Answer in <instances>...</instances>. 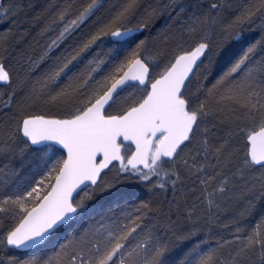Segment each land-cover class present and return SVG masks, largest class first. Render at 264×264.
Segmentation results:
<instances>
[{
    "label": "snow or ice",
    "instance_id": "1",
    "mask_svg": "<svg viewBox=\"0 0 264 264\" xmlns=\"http://www.w3.org/2000/svg\"><path fill=\"white\" fill-rule=\"evenodd\" d=\"M0 25V264H264V0Z\"/></svg>",
    "mask_w": 264,
    "mask_h": 264
},
{
    "label": "bare ground",
    "instance_id": "2",
    "mask_svg": "<svg viewBox=\"0 0 264 264\" xmlns=\"http://www.w3.org/2000/svg\"><path fill=\"white\" fill-rule=\"evenodd\" d=\"M4 27H6V25H1L0 30H3Z\"/></svg>",
    "mask_w": 264,
    "mask_h": 264
},
{
    "label": "rangeland",
    "instance_id": "3",
    "mask_svg": "<svg viewBox=\"0 0 264 264\" xmlns=\"http://www.w3.org/2000/svg\"><path fill=\"white\" fill-rule=\"evenodd\" d=\"M1 26V25H0Z\"/></svg>",
    "mask_w": 264,
    "mask_h": 264
}]
</instances>
